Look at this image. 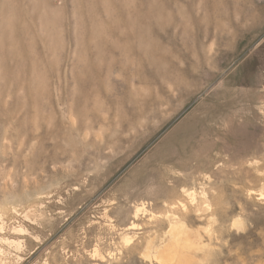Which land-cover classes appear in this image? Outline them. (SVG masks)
Segmentation results:
<instances>
[{"label":"rangeland","instance_id":"1","mask_svg":"<svg viewBox=\"0 0 264 264\" xmlns=\"http://www.w3.org/2000/svg\"><path fill=\"white\" fill-rule=\"evenodd\" d=\"M263 192L264 0H0L10 264H264Z\"/></svg>","mask_w":264,"mask_h":264},{"label":"bare ground","instance_id":"2","mask_svg":"<svg viewBox=\"0 0 264 264\" xmlns=\"http://www.w3.org/2000/svg\"><path fill=\"white\" fill-rule=\"evenodd\" d=\"M185 193H186V195L193 201V202H196L197 201V197L195 196V193H194V191H191V192H189V191H184ZM264 193V192H263ZM263 193H261V195H263ZM202 194H204V191L202 190ZM207 194V193H206ZM259 197V196H258ZM187 198V197H186ZM201 198V197H200ZM184 199V198H183ZM208 199V198H207ZM184 201V200H183ZM182 201V199L181 200H178V201H174L173 203H172V207L173 208H178V209H180V210H186L187 209V207H188V204H185L184 202ZM201 201H202V203L201 204H203V203H205V201L206 200H202V198H201ZM188 202V201H187ZM198 203H200V202H198ZM194 203H192V205H193ZM191 205V204H190ZM199 205V204H198ZM200 206V205H199ZM197 208V207H196ZM142 209V208H141ZM196 210V209H195ZM171 212V211H170ZM173 215H174V213H173ZM207 216V215H206ZM167 218H168V216H167ZM172 218H174V217H172ZM169 220V219H168ZM171 220V219H170ZM178 220V219H177ZM176 222V220L173 222V223H175ZM179 223V222H178ZM176 224V223H175ZM175 224H172L171 225V228H170V230H169V235H171V237H173L174 239H177V232H175L176 230H178L177 229V226L175 225ZM183 226H184V224H183ZM173 238H172V241L171 242H173ZM126 241L127 240H129V239H125ZM176 241V240H175ZM149 243V242H148ZM187 243V242H186ZM173 244H174V242H173ZM173 244H171V245H173ZM189 244V243H188ZM175 245V244H174ZM150 246V245H149ZM177 250H178V248H177ZM176 250V251H177ZM156 251V250H155ZM164 251L166 252V250L164 249ZM170 251V250H169ZM171 253L168 255V259H167V261H169V262H171L170 260H172V259H174V252L173 251H170ZM156 253V252H155ZM158 253V252H157ZM162 253V252H161ZM168 253V252H167ZM152 255V254H151ZM166 257V256H165ZM176 258V257H175ZM178 258V257H177ZM157 259H159V258H157ZM161 259H162V257H161ZM164 259V261H165V259L166 258H163ZM180 259V258H179ZM160 260V259H159ZM158 260V261H159ZM163 261V262H164ZM174 261V260H173ZM172 261V262H173ZM178 261V260H177ZM11 263V261H10V259H9V255L7 256L6 255V253H5V251L3 250V249H1V247H0V264H10ZM165 263V262H164ZM159 264V263H158Z\"/></svg>","mask_w":264,"mask_h":264}]
</instances>
